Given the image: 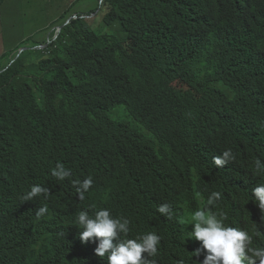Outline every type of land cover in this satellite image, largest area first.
<instances>
[{"label": "trees", "instance_id": "1", "mask_svg": "<svg viewBox=\"0 0 264 264\" xmlns=\"http://www.w3.org/2000/svg\"><path fill=\"white\" fill-rule=\"evenodd\" d=\"M251 2L95 0L79 11L101 9L94 20L63 30L62 57L40 54L34 74L19 61L0 76V264H99L96 244L79 239L81 210L136 221L143 204L213 191L218 205L237 209L247 178L236 162L219 168L212 159L264 144V28ZM119 108L156 136L116 119ZM57 162L68 179L51 175ZM152 170L164 178L157 193ZM88 176L79 200L72 181ZM33 184L49 196L22 202Z\"/></svg>", "mask_w": 264, "mask_h": 264}, {"label": "clouds", "instance_id": "2", "mask_svg": "<svg viewBox=\"0 0 264 264\" xmlns=\"http://www.w3.org/2000/svg\"><path fill=\"white\" fill-rule=\"evenodd\" d=\"M9 1L14 0H0V9H4ZM57 1L51 0L52 3ZM74 1L65 2L70 4ZM104 1L100 0V8ZM100 10L84 14L73 10L72 3L69 9L59 11L56 22L62 23L34 48H22L21 55L16 47L5 50L3 22H0V58L5 52L15 50L7 59L0 61V76L18 63L26 52L48 57L51 52L58 51L62 57V46L57 42L63 30L79 19L90 23ZM70 11L72 13L63 22V13ZM248 11L253 13L258 21L256 23L264 28V0H252ZM46 13L52 15V21L58 15L52 5L46 9ZM41 79L40 75L37 80ZM132 126L149 139L156 136L135 119ZM212 161L219 168L236 162L235 170L247 178L248 192L241 197L236 210L217 204L222 196L219 191L211 192L204 200L178 193L169 201L143 204L136 221L107 208H100L92 214L81 210L75 217V226L81 229L80 241L96 244L94 259L99 264H264V144L249 148L239 158H235L229 148L214 156ZM51 175L63 181L71 176V171L63 163L57 162ZM150 176L151 187L157 193L164 184V178L154 170ZM72 183L78 199L84 200L85 193L93 185V178L75 179ZM49 194V188L33 184L21 200L31 201L41 196L47 199ZM48 211L45 204L34 215L39 220ZM168 230L169 240L165 238ZM177 234L180 235L178 239Z\"/></svg>", "mask_w": 264, "mask_h": 264}, {"label": "rangeland", "instance_id": "3", "mask_svg": "<svg viewBox=\"0 0 264 264\" xmlns=\"http://www.w3.org/2000/svg\"><path fill=\"white\" fill-rule=\"evenodd\" d=\"M65 1L58 0L52 3L51 0H14L7 2L4 9H0L5 50L16 47L21 55L22 48H29V46L34 48L35 44L43 42L62 23L56 22L60 15L59 11L69 9L73 3L67 4ZM51 5L58 11L53 21L52 15L46 13V9ZM95 5V0H88L85 5H76L73 10L79 12L82 11L81 9L94 8ZM0 48H2L1 44ZM20 62L25 73L31 75L35 73L33 66L39 62V58L33 52H26L21 56ZM113 115L116 119L130 121L132 124L134 122L124 108L117 109Z\"/></svg>", "mask_w": 264, "mask_h": 264}]
</instances>
